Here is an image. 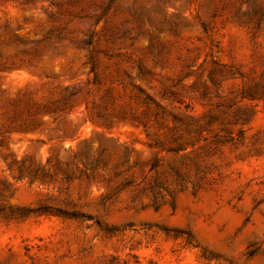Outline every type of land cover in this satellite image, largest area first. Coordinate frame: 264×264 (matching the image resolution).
Listing matches in <instances>:
<instances>
[{
    "label": "rangeland",
    "instance_id": "374dc122",
    "mask_svg": "<svg viewBox=\"0 0 264 264\" xmlns=\"http://www.w3.org/2000/svg\"><path fill=\"white\" fill-rule=\"evenodd\" d=\"M0 264H264V0H0Z\"/></svg>",
    "mask_w": 264,
    "mask_h": 264
}]
</instances>
